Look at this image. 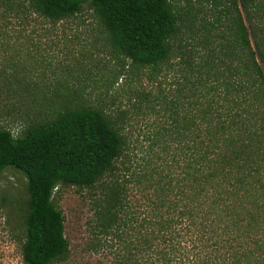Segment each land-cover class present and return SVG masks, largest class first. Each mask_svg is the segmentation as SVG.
Returning a JSON list of instances; mask_svg holds the SVG:
<instances>
[{"label":"trees","instance_id":"trees-1","mask_svg":"<svg viewBox=\"0 0 264 264\" xmlns=\"http://www.w3.org/2000/svg\"><path fill=\"white\" fill-rule=\"evenodd\" d=\"M206 1L210 14L188 8L182 16L170 0L18 2L51 23L88 5L111 53L155 79L166 111L140 162L99 109L65 107L18 136L0 127V175L12 167L27 178L25 264L68 258L65 217L54 202L65 186L90 190L93 228L126 242L119 264L150 251L154 260L138 264H173L184 232L225 250L223 264H264V0ZM199 34L203 43L219 40L223 57L213 66L199 52L193 62L196 51L187 49ZM180 36L177 57L190 68H177L180 78L166 88L173 69L162 65ZM133 190L143 210L132 205Z\"/></svg>","mask_w":264,"mask_h":264},{"label":"rangeland","instance_id":"rangeland-1","mask_svg":"<svg viewBox=\"0 0 264 264\" xmlns=\"http://www.w3.org/2000/svg\"><path fill=\"white\" fill-rule=\"evenodd\" d=\"M19 1L23 2L0 0V127L18 136L33 123L51 118L65 107L95 108L114 121L127 141L126 154L132 161L140 162L151 143L149 137L166 116L155 79L147 69L136 68L111 53L105 33L88 5L73 18L51 23L31 12L26 4L18 9ZM170 2L179 16L188 8L192 14L201 9L210 14L212 7L206 0ZM202 15L200 12L199 16ZM183 36L175 41L171 59L162 65L173 69L167 73V79L163 76L166 88L180 78L177 68H190L177 57ZM202 40L203 35H195L189 39L187 49L196 51L193 62L199 61V52L213 66L219 55L223 57L219 40ZM183 41L181 45L185 44ZM130 196L132 205H140L143 210L145 201L140 192L133 190ZM28 201L27 178L12 167L2 170L0 264H25L22 245ZM54 202L65 217L69 242L68 258L54 264H119L126 242L99 234L93 228L90 190L61 187ZM130 234L139 238L137 230ZM182 236L176 239V248L177 240L183 247L174 251L173 264H223L225 250L213 252L216 249L207 246L195 233L184 232ZM151 254L152 251L138 256L135 264L144 262Z\"/></svg>","mask_w":264,"mask_h":264}]
</instances>
